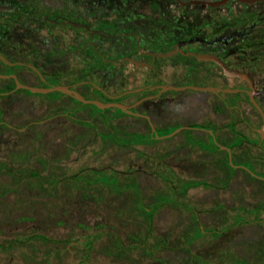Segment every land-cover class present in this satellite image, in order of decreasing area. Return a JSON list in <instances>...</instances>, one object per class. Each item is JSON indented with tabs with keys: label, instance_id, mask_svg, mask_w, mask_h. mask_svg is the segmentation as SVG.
<instances>
[{
	"label": "rangeland",
	"instance_id": "1",
	"mask_svg": "<svg viewBox=\"0 0 264 264\" xmlns=\"http://www.w3.org/2000/svg\"><path fill=\"white\" fill-rule=\"evenodd\" d=\"M230 5L225 7L227 23L236 22ZM204 10L187 7L184 13L198 16ZM141 12L120 6L114 18L136 15L142 23L156 18L165 23L171 16L165 8L148 4ZM45 25L38 23L34 28ZM0 29L8 32L2 45L12 44L16 36L10 33L11 25L0 20ZM64 30L67 27H52V37ZM6 59L29 62L40 57L24 51ZM95 60L84 52L58 64L41 65L40 70L43 76H54L95 97L78 84L90 74L87 70L95 66ZM147 60L134 61L137 67L125 64L105 74H92L89 80L108 87L110 94L161 80L173 85H226L219 68L210 63L173 58L147 67ZM258 66L262 69L264 63ZM16 74L20 83L42 87L29 69L18 67ZM10 84V79H0V264H68L69 253L59 252L78 236L82 237L78 246L68 245L75 264H235L240 259L264 264V225H235L239 217L264 221V186L239 168L251 167L264 176V143L257 142V130H252L260 118L244 95L164 91V96L184 95L190 101L178 110L164 109L163 116L152 122L154 131L165 124L184 128L173 135L174 131L168 135L158 131L151 138L145 120L115 108L96 113L94 105L60 92L32 93L14 86L6 93ZM150 91L127 94L121 101ZM217 97L229 104L237 101L238 108H222ZM211 124L216 125L220 144L233 139L232 130L245 134L247 141L231 159L234 170L223 167L225 150L206 152L195 146L206 138L201 130L186 128ZM103 176L116 177L120 191L96 181L114 182ZM127 185L138 189L146 209L163 195L187 205L206 235L189 240L196 225L191 212L170 206L149 214L140 211L132 189H123ZM222 227L227 230L212 233Z\"/></svg>",
	"mask_w": 264,
	"mask_h": 264
},
{
	"label": "flooded vegetation",
	"instance_id": "2",
	"mask_svg": "<svg viewBox=\"0 0 264 264\" xmlns=\"http://www.w3.org/2000/svg\"><path fill=\"white\" fill-rule=\"evenodd\" d=\"M147 4L155 9L165 8L171 14L170 18H167L165 23L160 22L159 18L142 23L136 15L114 18L115 10L120 6L138 10V14H141V10ZM229 4H231V9H234L236 22L227 23L230 17L226 14L225 7ZM187 7L206 8L209 12L204 10L198 16L195 15L196 13L185 14L184 11ZM41 8L46 10L43 12ZM179 10L181 13L178 12ZM218 10L220 11L218 12ZM180 18L186 20L180 22ZM0 20L11 25L10 33L13 37L16 36L11 41L12 44L2 45V41H5L8 32L5 29H0V58L2 57L7 61L4 62L0 59V73L9 71L8 68H5V66H9L12 68L16 79L19 77L16 74L18 67L29 69L37 75L28 66L31 65L40 72L42 79L37 76L44 80L40 70L41 65L58 64L68 57L77 56L84 52H89L96 58L95 66L87 70L88 73L93 74H105L125 64H133L137 67L134 61L139 59L147 58L148 62L144 65L151 67L155 61L164 63L165 61L170 62L173 58L189 60L190 57H194L193 54H213L222 60L231 71L240 75L238 77L222 75L226 85L213 87L236 88L238 91L235 93L244 95L247 101H249V97L246 91L251 90L256 93L255 100L264 111V92H262L264 90V68L261 69L258 66L260 62L264 63V0H0ZM212 21L217 23L213 24ZM42 22L46 25L42 28H34V25ZM56 26H65L67 30L60 32L56 37H52L51 29ZM259 28L263 31L255 34L254 31ZM73 30L80 32L73 33ZM213 30L219 31L210 35ZM39 33H42V38H39ZM24 51L37 55L40 60L23 62L6 59V57L23 55ZM178 54L182 57H179ZM206 63L215 65L212 62ZM87 83L94 82L91 80L78 82L95 97L79 93L73 84L63 83L61 85L76 90L86 99L103 103L117 102L131 106L130 110L140 115L131 116L145 120L150 133L163 131L165 135L166 131L177 126L178 124H165L162 126V130L152 131L149 123L152 125L156 118H161L164 109L170 112L178 110L177 108L190 101L184 95L178 97L164 96V91L159 92V89L156 88L123 103L121 99L125 95L133 93L122 94L126 91L124 90L118 94H110L106 91L108 87H100L94 83L96 89L103 93L100 96L86 87ZM161 85L173 84L161 80L151 86L145 85L143 87L146 90L148 87ZM46 86L53 85L49 82L42 87ZM65 96L76 101L70 96ZM217 98L222 108L232 107L227 105L225 99ZM191 102L199 104L195 100ZM237 104L238 102L235 101V108H238ZM113 108L115 107L105 109L96 107L100 111L96 110L95 112L102 113ZM115 109L130 116L118 108ZM257 114L261 123V117L258 112ZM144 116H147L149 120ZM258 126L252 130H256ZM186 128L193 132L199 130L203 132L206 141L194 144L206 152L214 151V147L209 144V138H212L217 146L222 145L218 141L215 124L205 127L187 126ZM208 131L212 134H209ZM257 134L260 137L258 132ZM245 140L247 141L246 136ZM263 141L259 144L264 143ZM194 216L196 217L193 213L192 220L195 224L197 218L195 222ZM76 239L75 242H69L63 248L69 253L68 264H75L73 253L69 251L68 245L78 246L82 237L78 236Z\"/></svg>",
	"mask_w": 264,
	"mask_h": 264
},
{
	"label": "water",
	"instance_id": "3",
	"mask_svg": "<svg viewBox=\"0 0 264 264\" xmlns=\"http://www.w3.org/2000/svg\"><path fill=\"white\" fill-rule=\"evenodd\" d=\"M194 57L197 60L200 61H205V62H212L214 63L221 71V74L223 76L226 77H238L240 76L237 73H234L233 71H231L222 60H220L216 55L213 54H193ZM1 60H3L4 62H7L4 58H0ZM34 72L37 73V75L42 79L40 72L33 66L28 65ZM13 79L15 86L17 88H21V89H25L28 90L32 93H40V94H45V93H50V92H60L62 94H65L67 96L72 97L73 99H75L78 102H81L83 104H92L95 107H97L98 109H105V108H110V107H115L118 108L119 110L125 112L126 114L129 115H135V116H140L138 113H134L130 110L131 106H126L117 102H107V103H103L97 100H91V99H86L84 98L82 95H80L76 90L71 89L70 87L66 86V85H53V86H46V87H32L26 84H22L20 83L17 79L16 76L14 74H9V75H5V74H0V79ZM98 88V87H97ZM159 89V92H163V91H181V90H185V89H191L194 91H201V92H212V93H235L238 91V89L236 88H218V87H213V86H187V85H182V86H174V85H161V86H156V87H148L149 90H154V89ZM145 88L144 87H138L135 89H131V90H126L125 92H123L122 94H127V93H136V92H140L143 91ZM264 92V90L262 91ZM248 97H249V101L252 104V106L256 109V111L259 113L260 117H261V123L259 124L258 128L256 129L257 132L259 133L261 139L264 140V111L262 110V108L259 106V104L256 102L255 100V95L256 93H254L253 91H246ZM147 120H149V118L147 116H144ZM150 124V128L153 131V127ZM184 127H178L177 129L174 130V132L171 134H175L178 131L182 130ZM209 134H212L210 131L208 132ZM170 135V136H171ZM220 149H223L227 152L228 154V162L229 164L233 167L234 165L232 164V157H231V150L229 148H227L224 145H220ZM244 169H246L252 176H255L257 178H260L262 180H264L263 177L257 176L255 175L253 172H251L250 170H248L246 167H242Z\"/></svg>",
	"mask_w": 264,
	"mask_h": 264
},
{
	"label": "trees",
	"instance_id": "4",
	"mask_svg": "<svg viewBox=\"0 0 264 264\" xmlns=\"http://www.w3.org/2000/svg\"><path fill=\"white\" fill-rule=\"evenodd\" d=\"M179 57H182L180 56V54H178ZM190 59L192 61H195V62H200L199 60L195 59L194 57H190ZM203 63V62H201ZM5 68H8L9 71L3 73V74H6V75H9V74H14V72L12 71V68L9 67V66H5ZM93 73H90L89 75H86L85 77H83V81H87L89 80L90 78V75H92ZM43 76V74H42ZM36 77L38 78V80L40 81V83L42 84V86H44V84L46 83H51V85H58V84H63V82H61L60 80H58L56 77H47V76H44V80H41L37 75ZM10 81H11V84L9 86L6 87L5 89V92H9V91H12L14 86H15V83H14V80L9 78ZM82 80H80L79 82H81ZM65 84V83H64ZM86 87L92 89V92H94L95 94L97 95H100L102 96L103 93L102 92H99L96 87L94 86V83H87L86 84ZM227 105L228 106H234V103H230L227 101ZM97 111H100L98 109H96ZM179 127V125L177 126H174L172 127L171 129H169L168 131L165 132V135H168L170 134L171 132H173L175 129H177ZM155 135L156 133H152L151 132V138H155ZM232 137L233 139L231 141H228L227 143H224L222 145L226 146L227 148H229L231 150V157L234 158V151L237 150V149H240V147L242 146V144L246 141L245 140V136L244 134L238 132V131H233L232 130ZM150 139V138H149ZM145 140H142L140 139V142H144ZM263 141L260 137H258V140L257 142H261ZM264 142V141H263ZM209 144L214 147V151L215 150H219L221 151L220 147L216 145L215 141L212 139V138H209ZM212 151V152H214ZM224 160H223V167L227 170H234V167H232L229 162H228V154L226 151H224ZM232 164H235L234 161H232ZM244 166V165H243ZM246 167V166H245ZM248 170H250L251 172H253L255 175L257 176H260V177H263L264 176L260 175V174H257L253 171V169L251 167H246ZM240 169L244 172V174L248 177V178H251V179H255L257 180L258 182H260L263 186H264V180L260 179V178H257L255 176H252L246 169L240 167ZM103 177H107L111 180H113L114 182L113 183H104L102 182L100 179L96 180L98 183H101V184H104V185H107V186H110L112 188L113 191H120V187H119V184L117 182V178L116 177H108V176H103ZM123 189H132V191L134 192L135 196L137 197L138 199V208L140 211L144 212V213H152L153 211H156L157 209H159L160 207L162 206H170V207H173V208H176V209H181V210H184V211H187V212H192V209L190 207H188L187 205H184L178 201H175L173 198H169L167 197L166 195L164 196H160L158 197L151 205L148 209L144 208L141 206L140 204V201H139V198H140V193L138 191V189L134 188L133 186L131 185H127V186H124ZM167 197V198H166ZM196 219V217L194 216V220ZM196 222V220H195ZM240 223H252V224H256V225H264V221H260V220H256V221H252V220H247V219H244V218H240L238 219L236 222H235V225L237 224H240ZM196 224V223H195ZM194 237L189 239L190 241H196L202 237H204L206 235V232H204L202 230V228L199 226V225H194ZM227 230V227H222L219 231H214L212 232L214 235H217L219 233H223ZM41 239H44L46 240V238L44 237H40ZM65 252V249L63 250H60L59 253H63ZM235 264H251V263H248L246 262L245 260H236L235 261ZM253 264V263H252Z\"/></svg>",
	"mask_w": 264,
	"mask_h": 264
}]
</instances>
